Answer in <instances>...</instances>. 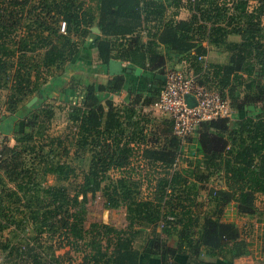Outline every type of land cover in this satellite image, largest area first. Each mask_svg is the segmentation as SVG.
Segmentation results:
<instances>
[{
	"label": "trees",
	"instance_id": "obj_1",
	"mask_svg": "<svg viewBox=\"0 0 264 264\" xmlns=\"http://www.w3.org/2000/svg\"><path fill=\"white\" fill-rule=\"evenodd\" d=\"M94 28L100 35L92 39ZM211 47L227 62L205 60ZM94 49L101 71L119 60L134 72L88 81ZM182 62L235 112L184 140L172 119H163V131L146 128L156 126L152 112L136 110L154 104L164 87L157 77ZM144 73L150 86L127 80ZM124 91L131 101L118 106L111 97ZM4 92L0 264H140L143 255L212 264L200 259L204 249H245L236 225L221 221L231 201L241 215L264 216L255 206L264 195V0H0ZM64 107L70 131L50 136ZM185 147L191 159L182 157ZM214 177L227 190L213 188ZM98 194L107 209L126 211L125 229L87 226Z\"/></svg>",
	"mask_w": 264,
	"mask_h": 264
},
{
	"label": "crops",
	"instance_id": "obj_2",
	"mask_svg": "<svg viewBox=\"0 0 264 264\" xmlns=\"http://www.w3.org/2000/svg\"><path fill=\"white\" fill-rule=\"evenodd\" d=\"M180 12L181 13H180L179 19L182 18V16H184V18L187 17L186 12H182V11H180ZM93 34H96V36L100 35V33L98 34L95 31V28L93 29ZM233 40L239 41V38L236 37V38H233ZM227 57H228L227 53L215 50L214 47H211L209 49V53H208L207 57H205V60H208V62H210L212 64H216V63L223 64V63L227 62ZM117 61H119V60H117ZM99 64L100 63H99L98 58H97V52L94 53V51H93L92 61L87 62L86 65H92V68L94 70V74L100 73L99 76H101L102 78L103 77L105 78V80H101L99 83H105L111 76L109 75L108 67H107V70L101 71V67L99 66ZM170 65L171 64L168 65L166 73L168 71H173V70L186 72L188 74L192 73L191 69L189 67L187 68L186 65L184 64V62H182V64L177 65L174 68L169 67ZM123 67L124 68H130L127 66V63H123ZM142 74H143V71L141 70V73L140 74L135 73V76H141ZM144 75H145L144 78H142V77L135 78L133 75L127 76V78H128L127 80L129 82L141 81V82H144L145 85L147 84L150 86L152 84L151 78L149 79V76L151 74L144 73ZM160 76L165 77V75L164 76L160 75ZM69 78H68V80H69ZM158 80L165 83L161 79H158ZM131 98H132V95H130V93H128L127 91L122 92L120 95L111 97V99H114L115 104L118 106H122L123 104H128L131 101ZM65 110L67 111L66 108H65ZM65 110L63 112H66ZM136 110H137V113H139V114H142V113L148 114L150 107L148 109L147 106L143 107V105H142V107H141V105H139L136 107ZM150 112H151V110H150ZM135 119H137V118H135ZM67 122H68V119L66 121L64 120V125L67 124ZM151 122L153 123V121H151ZM156 122H155L156 126H152V125L148 124V125H146V128H151V129H155V130L158 129V130L163 131L165 126L160 124L163 122V120L158 121L157 123ZM167 129L172 131V126L168 127ZM146 132H148L147 129H146ZM190 150L191 149L189 147H185V149H184L185 155H182V157L184 159H186V158L191 159V156L189 155ZM181 160L182 159L180 158L179 165L181 163ZM182 167L187 168V163L182 165ZM179 169H180V166H179ZM215 179H216V177L212 178V181H211V186L213 188H220L221 190H227V187L223 183L224 182L223 179L218 180V181H216ZM213 181H216V183H214ZM144 186H146V185H144ZM217 186H219V187H217ZM149 190H152V189H149ZM199 202L204 205L203 211L210 210L211 204H210V200L207 196V193H203L202 197L199 198ZM237 206L238 205H237L236 201H234V200L231 201L229 206L226 207L221 221L223 223H233L236 225V227L238 228V231H239L238 243H243L245 245V249L242 251H234V250L225 249L224 251H221L216 256L215 255H208L207 249H204L203 254H202L200 259H202L208 263H212V264H264V250H263V236H262L263 232H264V216L261 218V217H259V214L254 215L252 217L247 216V215H241L238 213V211L236 209ZM255 206L257 209H259L257 213L264 211V195L263 194L258 195V199L255 202ZM201 221H202V223L204 222L203 219H201ZM176 262L178 264H188L189 259L187 256L181 255V256L176 258ZM140 264H161V261L158 258L148 256V255H143L141 258Z\"/></svg>",
	"mask_w": 264,
	"mask_h": 264
},
{
	"label": "built area",
	"instance_id": "obj_3",
	"mask_svg": "<svg viewBox=\"0 0 264 264\" xmlns=\"http://www.w3.org/2000/svg\"><path fill=\"white\" fill-rule=\"evenodd\" d=\"M66 26L65 22L61 24L62 33L66 32ZM165 78L160 96L150 110L172 119L174 135L181 140L194 135L202 123L234 118L235 112L230 102L217 91L199 83L193 74L173 70L168 71ZM188 96L194 98L195 105H189ZM3 139L0 135V160Z\"/></svg>",
	"mask_w": 264,
	"mask_h": 264
},
{
	"label": "rangeland",
	"instance_id": "obj_4",
	"mask_svg": "<svg viewBox=\"0 0 264 264\" xmlns=\"http://www.w3.org/2000/svg\"><path fill=\"white\" fill-rule=\"evenodd\" d=\"M182 18H184V16H182ZM98 37V36H96ZM95 39V38H94ZM94 47V45H93ZM94 53H96V51L94 50ZM100 73L97 74H90L89 76H87L88 81L90 82H96L99 83L101 80H105V78L99 76ZM66 78H69L68 76ZM6 93L4 92V94L0 95V103L3 104L6 100ZM53 98H57V96H53ZM59 104H57L56 106H58ZM3 107V106H2ZM65 110V107L62 109H59L57 111V117L55 118V120L53 121L52 125L50 126V131H49V135L53 136V137H59V136H66L69 131L70 128H68L70 126V123L67 122V124L64 125V120L66 121L68 118V114L67 111L63 112ZM152 117L151 120L153 119L154 121H161L164 118H166L165 115H162L160 113H155L152 112ZM150 118V117H149ZM88 161L89 158H87V160L85 159L83 161V163H81L82 169L86 170L88 168ZM76 167L78 168V171L81 174V167L79 166L78 163H75ZM147 178V177H145ZM144 178V180H146ZM150 179L152 180V185H153V177L150 176ZM146 185V184H145ZM150 190L148 188V186H144L143 188V196L147 197L150 194ZM88 215H87V226H89L91 223H104V224H108L110 226H113L117 229H125L127 226V220H126V211L122 208V209H118V210H109L105 207V201L104 199L101 197L100 194H98L96 196V198H90V202L88 203Z\"/></svg>",
	"mask_w": 264,
	"mask_h": 264
},
{
	"label": "water",
	"instance_id": "obj_5",
	"mask_svg": "<svg viewBox=\"0 0 264 264\" xmlns=\"http://www.w3.org/2000/svg\"><path fill=\"white\" fill-rule=\"evenodd\" d=\"M95 31L99 34L100 31L98 28H95ZM91 37L94 39L96 38V34H92ZM108 71H109V75L111 77L113 76H120L123 75L125 73H132L134 72L131 68H124L123 67V63L121 61H117V60H111L109 65H108ZM136 74H140L141 70H135ZM158 79L163 80L164 82L166 81L165 77L162 76H158ZM38 101V97H35L33 100H31L28 104L29 107H31L32 105H34L36 102ZM187 102L189 103L190 106H193L196 104L195 100L193 97L188 96L187 97ZM250 110H254V107H251Z\"/></svg>",
	"mask_w": 264,
	"mask_h": 264
}]
</instances>
